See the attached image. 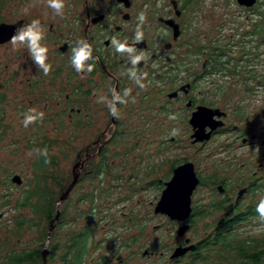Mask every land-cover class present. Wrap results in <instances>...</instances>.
Instances as JSON below:
<instances>
[{"label": "flooded vegetation", "instance_id": "flooded-vegetation-1", "mask_svg": "<svg viewBox=\"0 0 264 264\" xmlns=\"http://www.w3.org/2000/svg\"><path fill=\"white\" fill-rule=\"evenodd\" d=\"M194 3L197 1L65 0V9L60 16L47 7L44 0L0 2V25L8 27L0 31V45L9 43L18 28L39 20L44 33L40 43L48 48L46 63L52 69L45 75L24 45L20 51L22 64L18 66L22 68V77L17 84L23 85L24 91H14L13 95L27 96L26 104L30 107L38 105L46 111L43 118L37 120L47 119L46 114L53 112L55 128H59L61 122L58 120L65 113L71 137L91 138L77 147L68 183L72 179L73 166L84 162L76 167L75 171H79L77 182L64 200L87 174L85 168H91L94 158L99 165L103 163L114 138L142 132V129L129 126L125 111L131 109L135 112L130 115L146 109L154 114L160 110L167 111L169 127L180 129L192 150H202L208 143L217 138L220 140L218 148L226 157L220 158L217 169L201 173L193 160L183 157L169 163V174L161 181L162 191L174 168L186 162L192 163L199 180L195 189L203 183L208 184L221 196L220 200L207 206H215L219 210L232 201V207L225 211L224 217L214 224L210 233L236 231L244 221L230 223L225 219L247 209H256L259 201L264 199V0H233L234 7L230 6V11L222 14L229 17L215 21L203 31H198L195 26L197 7ZM142 12L146 17L140 26L144 39L137 43L135 32ZM114 37L135 48L131 55L143 54L146 57L134 69L137 76L146 73L141 81L145 85L143 89L128 75L133 70L128 54H118L112 47ZM81 39L92 46L96 58L88 61L94 64L91 73H77L70 63L72 48ZM16 54L15 51L10 52V61ZM15 76L17 67L9 70L6 76L12 91ZM125 89H130V95L125 98L128 103L116 104L117 118L110 113L107 101L112 99L113 91L123 97ZM102 97L106 99L102 100ZM6 99V93L0 92V103ZM253 99L260 101L259 105H255ZM3 110L6 109L1 106L0 111ZM30 110L33 109L29 108L26 114L39 113L37 109L34 112ZM3 122L1 114L0 123ZM147 126L151 124L147 123ZM28 128L32 126L28 125ZM38 135L41 136V146L36 150L39 159L32 161L31 167L41 175L38 186L44 187L47 175L52 173L46 172V157L40 154L41 150H47L44 143L47 134ZM175 138L172 135L169 141ZM241 153L243 155L239 156ZM210 165L215 167L212 162ZM243 166L253 168L244 167L248 169L239 174L238 169ZM54 167L55 161L49 170ZM15 176L19 182L14 181ZM21 181L19 174L7 172L2 183L13 186ZM68 183L60 184L59 195ZM248 197V202L241 205ZM205 207L197 209L191 198V212L187 218L177 220L165 216L186 225L184 232H187L198 217H205ZM254 217L259 218L251 216L249 219ZM196 242L189 250L193 256L199 253ZM179 257L170 259L178 262Z\"/></svg>", "mask_w": 264, "mask_h": 264}, {"label": "rangeland", "instance_id": "rangeland-1", "mask_svg": "<svg viewBox=\"0 0 264 264\" xmlns=\"http://www.w3.org/2000/svg\"><path fill=\"white\" fill-rule=\"evenodd\" d=\"M195 1V26L198 31H203L221 18L229 17H223L222 14L229 12L230 6L234 7L233 0ZM0 2L6 3L7 0ZM21 49H24L23 46L14 47L10 42L0 45V92H5L7 96V101L0 103V108L4 106L6 109L0 111L4 118V122L0 123V264L6 263L9 251L31 249L43 242V248L48 250L49 246L56 243L61 248L72 231L89 223L94 227V241H89L91 244L85 258L87 264H240L235 252L224 251L219 245L204 250L195 260L189 250L183 256H178V262L170 259L174 248L193 244L209 234L214 224L224 217L225 211L233 204L230 201L219 210L215 206H207L220 200L221 196L210 185H199L191 196L192 204L197 209L206 205L203 209L206 215L197 219L194 226L182 235L177 233L180 223L169 220L164 214L154 213L163 187L161 181L169 174L171 161L188 157L205 174L210 169H217L220 158L226 157L218 148V138L202 150L198 151L195 147L192 150L193 147H188L187 137L180 129L169 127L168 113L162 110L154 114L146 109L133 115L130 113L135 110L125 111L129 126L142 129V132L114 138L101 165L97 158L92 160L91 168H85L87 174L82 176L68 199L59 204L61 221L54 225L49 238L44 237L48 227L45 219L36 214L32 207L21 208L18 204L32 190V185L41 179V175L31 167L32 161L39 159L36 150L41 146V136L38 133L47 134L44 143L50 153L48 155L54 154L56 167L50 171L53 178L49 179L47 187L56 199L60 192L58 184H66L70 180L77 147L91 138L80 135L71 137V128L66 127L65 113L58 120L61 122L59 128H55L53 112L46 114L47 119L29 124L32 128L24 127L22 121L29 108L37 109L39 113L46 111L38 105L30 107L26 104L27 96L13 95L14 91H24L23 85H17L22 77V68L18 67L22 64ZM11 51L18 54L10 61ZM15 67L17 76L12 91L6 76ZM252 102L259 105L260 101L253 99ZM132 116H135L134 119ZM147 123L151 126H147ZM5 124L7 126L3 127ZM172 135L176 138L169 141ZM255 154L259 156L258 152ZM210 162L215 167H210ZM244 167L252 166L241 167L238 169L239 174L248 169ZM252 168L249 170L252 171ZM7 172L19 174L21 183L13 186L3 184ZM33 199H36L35 196ZM248 200L249 197L241 205ZM19 216L24 217L21 227L17 223ZM235 232L237 236L233 237L238 239L260 238L264 235V221L258 217L251 218L240 228L237 227ZM59 253L62 254L61 249Z\"/></svg>", "mask_w": 264, "mask_h": 264}, {"label": "trees", "instance_id": "trees-1", "mask_svg": "<svg viewBox=\"0 0 264 264\" xmlns=\"http://www.w3.org/2000/svg\"><path fill=\"white\" fill-rule=\"evenodd\" d=\"M46 159L48 161L47 163L45 162ZM46 159L44 160V163L47 165V171L50 165L54 162L53 155H47ZM50 171L51 170H48L49 173ZM52 177V175H47L44 187H39L38 184L32 186V190L29 194L18 203L21 208L24 206L32 207L36 214H39L40 217L45 219L48 226L50 219L55 214V208L58 203V198L56 199L52 196L53 193H50V189L47 187V181L49 178L52 179ZM58 186L60 187V184ZM33 196H35L36 199H33ZM38 201L40 203V205L38 204L39 208L37 206ZM196 213L199 214V211H196ZM251 216H259L256 209H247L238 212L233 218H226L225 221H231L230 223L241 221L246 222ZM23 218V216H19L17 218L18 227L22 226ZM199 218L201 217H198V219ZM60 221L61 217L59 216V218L54 221V224ZM93 235L94 227L90 223L78 230L72 231L68 240L62 245L63 247L60 248L58 243L49 246L46 264H85L87 251L91 244L89 241H94ZM233 236H237L235 231L225 232L220 230L215 233L207 234L205 237L196 242V249L199 250V253L193 257L194 260L201 256L204 250L209 249L211 246L219 245L224 251L235 252L240 259V264H264V235L260 238L244 237L243 239H238ZM44 237H47V232L44 233ZM43 245L44 242L38 245V247L31 249L9 251L6 254V264H41V251ZM60 249L62 253L61 255L59 253Z\"/></svg>", "mask_w": 264, "mask_h": 264}, {"label": "clouds", "instance_id": "clouds-1", "mask_svg": "<svg viewBox=\"0 0 264 264\" xmlns=\"http://www.w3.org/2000/svg\"><path fill=\"white\" fill-rule=\"evenodd\" d=\"M46 2L47 7L51 8L56 15H63V11L65 9V0H44ZM139 24L137 26L135 32V41L137 43L143 41L144 33L141 30V25L145 23L146 17L144 13H140L138 16ZM44 38L43 29L40 25L39 20H32L26 26L20 27L16 30L15 34H13L10 38V43L14 46H27V49L31 55V58L35 65H37L40 69L43 70L45 75L50 73L51 65L46 63L48 58V48L46 46L41 45V40ZM112 47L115 49V52L118 54H128L131 64L133 66V70L128 72V75L131 79L135 81V83L140 87L144 88L145 85L141 82L145 77L146 73L142 76H137L135 66L139 64L140 61L145 60L146 57L143 54L140 55H131L135 48L129 46L126 41H120L115 37L111 41ZM95 57L93 56V48L87 43L85 40H78L76 42V46L72 48V55L70 58L71 66L77 73H91L94 68L93 63H88V61H95ZM130 95V89H125L123 93V97L113 91V96L111 100L107 101V106L109 108L110 113L117 117L119 116L118 109L116 107L117 103L127 104L128 100L125 99ZM102 100L106 99L104 97ZM134 102V100H133ZM33 111L34 110H30ZM43 113L38 114H26L22 123L24 127H28L29 124L36 122L37 119H42ZM40 154L47 157V150H41ZM47 163V159L45 160ZM256 212L259 214V218L261 221H264V199H261L256 206Z\"/></svg>", "mask_w": 264, "mask_h": 264}, {"label": "water", "instance_id": "water-1", "mask_svg": "<svg viewBox=\"0 0 264 264\" xmlns=\"http://www.w3.org/2000/svg\"><path fill=\"white\" fill-rule=\"evenodd\" d=\"M7 28V25H0V31H4ZM83 162L80 161L73 166L72 179L58 197L55 214L49 221L47 238H49L50 232L54 227V221L59 218V204L66 198L74 184L77 182L79 171H75V169L78 165H82ZM14 181L19 182L17 176L14 177ZM198 182L199 180L195 175L192 163L186 162L174 168L171 178L164 183L165 187L162 189L160 197L154 206V212L164 214L169 219L184 220L187 218L191 212V195ZM186 228V225L180 227L178 234L182 235ZM193 248L194 244L178 246L172 252L171 258L178 257ZM47 253L48 249L44 247L41 251V264H46Z\"/></svg>", "mask_w": 264, "mask_h": 264}]
</instances>
